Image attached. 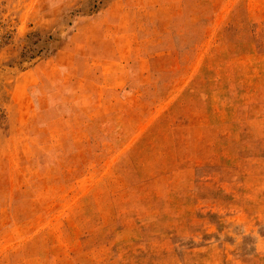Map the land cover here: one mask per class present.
Instances as JSON below:
<instances>
[{
  "label": "rangeland",
  "instance_id": "1",
  "mask_svg": "<svg viewBox=\"0 0 264 264\" xmlns=\"http://www.w3.org/2000/svg\"><path fill=\"white\" fill-rule=\"evenodd\" d=\"M0 264H264V0H0Z\"/></svg>",
  "mask_w": 264,
  "mask_h": 264
}]
</instances>
